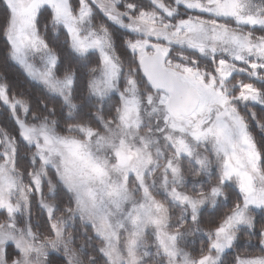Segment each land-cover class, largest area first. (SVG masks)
Segmentation results:
<instances>
[{
  "label": "snow or ice",
  "instance_id": "obj_1",
  "mask_svg": "<svg viewBox=\"0 0 264 264\" xmlns=\"http://www.w3.org/2000/svg\"><path fill=\"white\" fill-rule=\"evenodd\" d=\"M0 264H264V0H0Z\"/></svg>",
  "mask_w": 264,
  "mask_h": 264
},
{
  "label": "trees",
  "instance_id": "obj_2",
  "mask_svg": "<svg viewBox=\"0 0 264 264\" xmlns=\"http://www.w3.org/2000/svg\"><path fill=\"white\" fill-rule=\"evenodd\" d=\"M25 87H27V86L25 85Z\"/></svg>",
  "mask_w": 264,
  "mask_h": 264
}]
</instances>
